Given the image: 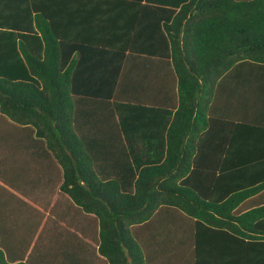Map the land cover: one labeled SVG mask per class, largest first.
I'll use <instances>...</instances> for the list:
<instances>
[{
    "label": "trees",
    "instance_id": "16d2710c",
    "mask_svg": "<svg viewBox=\"0 0 264 264\" xmlns=\"http://www.w3.org/2000/svg\"><path fill=\"white\" fill-rule=\"evenodd\" d=\"M157 2L167 13L164 57L174 71L178 99L170 108L147 103L136 77L130 83L133 97L118 98L120 74L129 56L140 58L139 49L113 48L105 41L93 111L87 105L89 92L82 96L84 84L72 76L74 66L64 70L80 47L56 30L65 21L51 14V0H0V121L10 130L20 127L21 135L12 133L27 147L36 138L33 149L41 161L50 156L56 162L61 192L99 224L98 250L109 264L150 263L155 241L149 237L159 235L157 228H168L170 235L179 226L189 234V254L203 249L209 259L215 256L214 264H223L222 254L225 264H264V114L232 120L230 141L215 146L219 155L204 143L210 132L201 134L198 155L207 154L208 163L191 156V147L184 144L194 130L197 108L206 94L213 96L225 74L247 70L262 77L256 83H264V0ZM260 91L264 109L263 87ZM84 120L95 122L80 126ZM6 130L0 122V135ZM248 198L254 204L242 215L241 227L233 225L230 234L218 233L219 228L205 233L204 226L210 227L202 221L223 224L225 212L237 218L235 207ZM145 233L150 236L143 238ZM206 243H213V249ZM162 255L166 264L181 260L176 253ZM0 264L11 263L2 259Z\"/></svg>",
    "mask_w": 264,
    "mask_h": 264
},
{
    "label": "crops",
    "instance_id": "0c3cea01",
    "mask_svg": "<svg viewBox=\"0 0 264 264\" xmlns=\"http://www.w3.org/2000/svg\"><path fill=\"white\" fill-rule=\"evenodd\" d=\"M37 1L43 3L46 0ZM156 2L157 0H51V14L54 13L65 21L60 24L61 29L56 26V30L64 32L66 38L80 47L68 61L73 64L66 62L64 70H68L70 64L74 66V71L71 68L72 76L78 75V82L84 84L81 86V91H85L81 93L82 96L89 92L92 100H87V105L93 111L96 109V97L100 95L101 77L99 80L97 74L100 73L99 64H103L102 50L107 46L104 45L105 41L110 42V47L113 48L119 46L139 49L136 56L140 58L129 56L130 60L120 74L121 82L114 92L118 98L127 100L133 97L130 83L138 80L143 82V94L147 103L159 108H170L176 101L175 98L178 99V88L174 85L175 74L164 57L168 32L163 16L167 13ZM130 20L134 24L131 25ZM147 49H154L156 52L148 53ZM247 64L249 62H245L243 66ZM241 71L225 74L218 81L213 96L206 94L202 108H197L194 130L184 143L191 147V156L196 155L207 163L211 161L207 154L201 156L199 153V157L197 148L201 134L207 130L210 134L206 133L204 143H208V148L212 147V152L219 155L216 151L220 152V149L216 147L231 139L232 120L242 122L257 119L260 113L264 114L257 97L261 95V87L264 90V83H256L262 77L255 72ZM69 80L72 86V77ZM134 90L137 92L136 88ZM210 120L217 121L210 123ZM0 122H4L7 128L5 135H0V261L3 259L11 264H109L98 250L99 224L90 214L88 218L85 212L73 207L70 198L63 195L58 185L61 177L58 166L51 163L50 156L41 161L39 150L33 149L36 138H31L33 146L27 147L23 138L15 137L12 133L21 135L23 130L20 127L10 130L8 123L4 120ZM92 122L95 121L84 120L80 122V126L84 123L91 125ZM109 172H113V169L110 168ZM226 189L228 188H223L222 191ZM239 203L234 209L237 211H233L237 218H231L232 213L225 212L220 215L223 224L217 220L202 221L210 227L207 229L204 226L205 233L212 235L216 232L211 228H219L221 231L216 229L218 233L223 231L230 234L233 232V225L241 227L245 223L242 215L246 214L254 202L248 198ZM221 204L224 202L221 201ZM209 205L207 202L205 207ZM223 207L228 208L230 204ZM199 208L203 209L204 206ZM52 209L55 215L51 216ZM64 213L67 216H63ZM178 228L181 230L171 231L170 235L168 228H157L159 235L149 237L155 243H151L152 260L148 264H166V255L162 254L167 253L178 254L181 258L179 264H183L185 260L187 264H214L215 256L209 259V253L203 249L198 254L193 250L189 254L190 250L185 248L189 234L182 231L183 227ZM148 236L150 235L145 233L143 238ZM193 242L192 240V249ZM203 246L213 249V243ZM222 256L221 262L225 264V255ZM227 262L229 264V260Z\"/></svg>",
    "mask_w": 264,
    "mask_h": 264
},
{
    "label": "rangeland",
    "instance_id": "374dc122",
    "mask_svg": "<svg viewBox=\"0 0 264 264\" xmlns=\"http://www.w3.org/2000/svg\"><path fill=\"white\" fill-rule=\"evenodd\" d=\"M1 124H2V126H3L4 129H7V128H6V125H5L4 122H1ZM51 163H52V164H56V162H55L52 158H51ZM57 187H58V186H56V188H57ZM57 189H58V188H57ZM63 195H67V194L64 193ZM57 208H59V207H57ZM57 208H55V210H57ZM52 215H55L53 209L51 210V216H52ZM56 216H57V215H56Z\"/></svg>",
    "mask_w": 264,
    "mask_h": 264
}]
</instances>
